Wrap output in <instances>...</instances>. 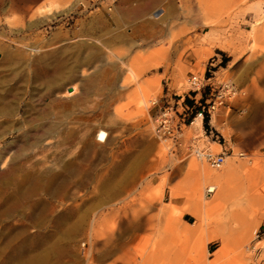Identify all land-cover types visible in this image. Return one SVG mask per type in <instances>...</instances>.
<instances>
[{
    "label": "rangeland",
    "instance_id": "obj_1",
    "mask_svg": "<svg viewBox=\"0 0 264 264\" xmlns=\"http://www.w3.org/2000/svg\"><path fill=\"white\" fill-rule=\"evenodd\" d=\"M214 1L107 13L85 0H0V264H264V0ZM191 76L233 85L230 110L207 128L244 160L214 170L153 136L151 102L189 104ZM29 174L50 179L45 192L10 202L11 182ZM217 175L232 194L199 224L186 211L193 189L211 203ZM250 202L246 237L217 259L221 240L205 235L233 232L231 214Z\"/></svg>",
    "mask_w": 264,
    "mask_h": 264
},
{
    "label": "built area",
    "instance_id": "obj_2",
    "mask_svg": "<svg viewBox=\"0 0 264 264\" xmlns=\"http://www.w3.org/2000/svg\"><path fill=\"white\" fill-rule=\"evenodd\" d=\"M119 0H85L89 10L96 11L104 8L107 13H111ZM82 5V3H81ZM162 8L153 13L154 19L162 16ZM208 73H211L208 70ZM212 78L200 79L197 76L189 78L191 96H188L189 104L184 98L174 101L176 108L169 105H160V101H153L152 106L156 107V113L151 120L153 136L165 144V149L171 154H182L186 158L205 161L210 168L217 170L225 162V159L232 156L228 155L229 149L221 145L219 137L215 135L212 129H208L212 116L221 112H228L230 106L228 103L234 99L236 91L230 82H223L215 88ZM205 91H209L205 95ZM197 108V109H196ZM199 120L202 135H198L196 128ZM191 136V137H190ZM212 143H216L220 148V153H214L211 150ZM239 159L246 157L245 152H238ZM213 190L209 189L207 196L212 195ZM261 233L255 234V239H259Z\"/></svg>",
    "mask_w": 264,
    "mask_h": 264
},
{
    "label": "bare ground",
    "instance_id": "obj_3",
    "mask_svg": "<svg viewBox=\"0 0 264 264\" xmlns=\"http://www.w3.org/2000/svg\"><path fill=\"white\" fill-rule=\"evenodd\" d=\"M152 17H153V15H152ZM256 25H258V24H256ZM256 25H254L252 27H255ZM127 73L130 74V76L132 78H136V74H135V72L132 69L128 68ZM142 102L144 103V101H142ZM1 103H2V98L0 99V116L7 115L8 113H4V112H6V110H4L5 108L2 106ZM214 115H217V114H214ZM198 122H199V120H197L196 128H198ZM213 144L214 143L210 144L212 151H213V149H212V145ZM237 155H238V153H236L235 155H232V156L237 158L238 157ZM190 158H192V157H190ZM228 158H226V159H228ZM237 159H239V158H237ZM244 159H239V160H244ZM196 161H198V160H196ZM199 162H205V161H200L199 160ZM232 173H234V172H232ZM211 176H213V175H211ZM218 176L219 175H217V177L214 178L215 186H213L214 184L208 186L207 190H206V193H205L207 195L209 189L213 190L212 194H214L216 192L214 194L213 198H212V202L211 203L205 202V197H204L205 195L200 194L198 192V185L199 184L197 182H196L195 187L193 189V193H194V198H193L194 199L193 200L194 204L193 205L194 206L192 207L193 208L192 210H186V211L194 219H196L197 223H199V224H202L204 218L207 217V215L211 211L216 210L219 207V205L222 203V201H227L230 198L231 194H232L233 188H232V185H231V181L229 179H220V178H218ZM13 182L14 181H12L11 184L14 186V193L11 196H9V198H8V200L10 202L13 199H21V200L31 199L36 192H38L39 190L44 191V188L49 186L50 179L46 180L47 185L44 186V187L41 185V179L39 177L32 176L31 174L27 175L24 179H22V182L20 184H18L16 182L13 183ZM216 184H217V186H216ZM173 196H177V193L173 192ZM209 196H211V195H209ZM262 202H264V195H263V199H262V201L260 203H262ZM255 205L256 204H252V202H250L247 205V207H248L247 210H243V211L241 210V214H239V216H237V217L235 216L234 211H233V213L231 214V221H233V223H235V227L233 229L234 230L233 232L231 230L232 233L230 232V234H227V233L223 232V230H221L218 233L208 232L207 235H205L206 236V239H205L206 241L212 240L214 238H220L221 247L218 250L217 259H220L225 253L228 252V250L230 249V246L232 244V239H236L238 243H242V241L244 240V237H246V233L248 231V227L253 222V218H252L253 216H250L252 214H250V212L248 213V210L249 211L252 210L255 207ZM220 207H221V205H220ZM16 210H17V207L16 206H12L11 209L7 211V214H11L13 211H16ZM201 254H202L201 257L203 258L204 255H203V253H201ZM202 264H204V262Z\"/></svg>",
    "mask_w": 264,
    "mask_h": 264
},
{
    "label": "crops",
    "instance_id": "obj_4",
    "mask_svg": "<svg viewBox=\"0 0 264 264\" xmlns=\"http://www.w3.org/2000/svg\"><path fill=\"white\" fill-rule=\"evenodd\" d=\"M142 0H119V2L116 4L117 5V7L118 6H120L122 3L123 4H128V5H131L132 3L133 4H137V3H140ZM201 2H202V6H204V7H207V8H211V7H214L215 5H214V0H201ZM116 5H115V7H116ZM115 7H114V9H115ZM113 9V10H114ZM161 9V8H160ZM162 11H163V14H162V16L160 17V18H158L157 20H163L164 19V17H165V10L164 9H162ZM116 12V11H115ZM154 13V12H153ZM153 13L151 14V15H153ZM153 18V17H152ZM154 19V18H153ZM207 21L208 20H214V17H212V16H210V15H208V17H206L205 18ZM156 20V19H155ZM145 67L146 66H144V68H143V70H145ZM133 71H134V69H132ZM217 118V117H216ZM217 120H218V118H217ZM212 123V122H211ZM213 145H216V144H213Z\"/></svg>",
    "mask_w": 264,
    "mask_h": 264
},
{
    "label": "trees",
    "instance_id": "obj_5",
    "mask_svg": "<svg viewBox=\"0 0 264 264\" xmlns=\"http://www.w3.org/2000/svg\"><path fill=\"white\" fill-rule=\"evenodd\" d=\"M225 61H226V60L223 61V64H225Z\"/></svg>",
    "mask_w": 264,
    "mask_h": 264
}]
</instances>
